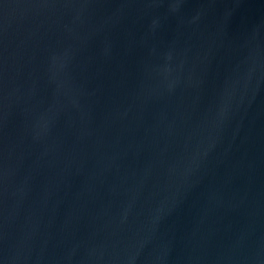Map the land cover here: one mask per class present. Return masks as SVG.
Here are the masks:
<instances>
[{
  "label": "water",
  "instance_id": "1",
  "mask_svg": "<svg viewBox=\"0 0 264 264\" xmlns=\"http://www.w3.org/2000/svg\"><path fill=\"white\" fill-rule=\"evenodd\" d=\"M0 264H264V0H0Z\"/></svg>",
  "mask_w": 264,
  "mask_h": 264
}]
</instances>
